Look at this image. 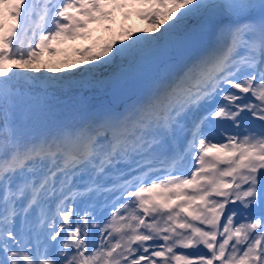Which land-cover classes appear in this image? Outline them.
I'll return each mask as SVG.
<instances>
[{"label":"snow or ice","instance_id":"1","mask_svg":"<svg viewBox=\"0 0 264 264\" xmlns=\"http://www.w3.org/2000/svg\"><path fill=\"white\" fill-rule=\"evenodd\" d=\"M0 264H264V0H0Z\"/></svg>","mask_w":264,"mask_h":264},{"label":"rangeland","instance_id":"2","mask_svg":"<svg viewBox=\"0 0 264 264\" xmlns=\"http://www.w3.org/2000/svg\"><path fill=\"white\" fill-rule=\"evenodd\" d=\"M142 7V5L137 3L127 8L116 10L113 13L112 19L90 24L88 26L90 32L86 37H78L74 40L65 39L62 41H53L52 45L57 48L58 51L55 54H49L45 51L41 59L33 64L30 71L36 75L43 72H47L49 75H60L66 71H75L76 69L71 68L73 62L77 65V68L86 67V64L81 63L83 57L76 51L77 49L91 47L93 51H96L99 45L112 38L110 35L113 31H118V33H120L122 28H131L133 32H135L140 28L152 27L148 21L142 20L139 15H137L138 10ZM118 12H130L131 14L127 18H125L123 14L116 17V13ZM121 16L124 18V26L119 29L120 26L117 20ZM125 20L128 22H125ZM107 23H109V25H107ZM37 68L39 69V73L35 72ZM53 69H55V71H52Z\"/></svg>","mask_w":264,"mask_h":264}]
</instances>
